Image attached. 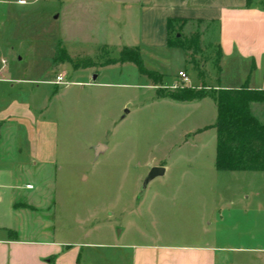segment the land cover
Here are the masks:
<instances>
[{
    "label": "rangeland",
    "instance_id": "rangeland-1",
    "mask_svg": "<svg viewBox=\"0 0 264 264\" xmlns=\"http://www.w3.org/2000/svg\"><path fill=\"white\" fill-rule=\"evenodd\" d=\"M15 1L0 0V23L7 25L1 43L13 49L9 67L32 81L35 102L49 96L43 116L58 124L57 167L30 181L41 184L44 206L21 222L22 234L46 227L50 236L71 242L124 244L171 233L164 239L230 249L220 254L224 264H264V173L216 170V130L197 133L216 122L211 98L179 103L157 97L158 90L240 88L231 63L221 58L218 64V22L175 19L172 41L176 36L189 45L200 36V47L162 49L142 44L140 6L125 13L112 0H27L25 7ZM138 43L156 83L133 64L105 65L126 44ZM179 72L190 81L182 82ZM58 75L66 84H49ZM95 76L105 85H89ZM257 112L264 115V105ZM165 166L166 175L143 192L151 170ZM186 182L209 189L190 190L189 202L177 208L154 202L157 193L168 192L161 183Z\"/></svg>",
    "mask_w": 264,
    "mask_h": 264
},
{
    "label": "crops",
    "instance_id": "crops-1",
    "mask_svg": "<svg viewBox=\"0 0 264 264\" xmlns=\"http://www.w3.org/2000/svg\"><path fill=\"white\" fill-rule=\"evenodd\" d=\"M15 2L21 7L29 3ZM115 4L125 13L140 6L142 44L149 47H168L169 20L217 21L222 62L231 63L239 74L240 87L247 83L250 89L264 90V0H140L137 4ZM6 30L7 25L0 23V264H224L220 254L230 249L206 242L190 245L176 243L171 237L164 239L171 233L153 234L150 243L124 244L71 242L50 236L46 227L22 234L25 228L21 222L39 216L44 206V194L37 191L41 184L30 181L35 174L52 173L57 167L58 124L43 116L49 108V96L41 95L35 102L34 89L27 85L32 81L22 78L17 66L9 67L13 49L1 43ZM126 45L140 50L141 44ZM98 79L89 85H105ZM49 84L61 86L55 80ZM261 106L256 104L253 109L264 120L257 112ZM164 169L166 175L169 168ZM160 186L168 192L157 193L154 202L170 203L175 208L189 202L188 195H193L190 190L209 189L205 183ZM204 232L207 238L208 232ZM139 236L146 234L139 231ZM199 238L204 240L203 236Z\"/></svg>",
    "mask_w": 264,
    "mask_h": 264
},
{
    "label": "trees",
    "instance_id": "trees-1",
    "mask_svg": "<svg viewBox=\"0 0 264 264\" xmlns=\"http://www.w3.org/2000/svg\"><path fill=\"white\" fill-rule=\"evenodd\" d=\"M174 20L168 21V47L171 49L191 50L200 47V36H195L189 45L184 44L180 37L174 34ZM198 51V50H197ZM222 54L220 51V64ZM135 65L140 74L149 77L156 83L157 72L146 68L141 51L134 48H124L118 59L109 60L106 66ZM85 66V64H84ZM221 71V68H219ZM160 85L162 78L157 81ZM159 100L170 99L179 103H193L211 98L217 108L216 122L197 133L215 129L217 134L215 168L219 172H263L264 173V120L254 112V105H264V90L250 89L247 83L238 89L219 88L210 94L205 90L192 91L176 90L162 93L158 90ZM264 116V115H263Z\"/></svg>",
    "mask_w": 264,
    "mask_h": 264
},
{
    "label": "water",
    "instance_id": "water-1",
    "mask_svg": "<svg viewBox=\"0 0 264 264\" xmlns=\"http://www.w3.org/2000/svg\"><path fill=\"white\" fill-rule=\"evenodd\" d=\"M112 1L115 2V3L137 4V3H139L140 0H112ZM93 80L96 81L97 80V76H95L93 78ZM101 148L102 147H100V146L96 148L97 155L99 154ZM165 172L166 171H165V169L163 167H155V168H153L151 170L148 178L145 181L143 192L146 190V187L149 185V183L151 181H153L154 179H156L158 177L164 176Z\"/></svg>",
    "mask_w": 264,
    "mask_h": 264
},
{
    "label": "built area",
    "instance_id": "built-area-1",
    "mask_svg": "<svg viewBox=\"0 0 264 264\" xmlns=\"http://www.w3.org/2000/svg\"><path fill=\"white\" fill-rule=\"evenodd\" d=\"M179 78L184 83L190 81L188 75L184 72L179 73ZM55 84L56 85H65L66 84L65 77L63 75H58L55 79Z\"/></svg>",
    "mask_w": 264,
    "mask_h": 264
},
{
    "label": "clouds",
    "instance_id": "clouds-1",
    "mask_svg": "<svg viewBox=\"0 0 264 264\" xmlns=\"http://www.w3.org/2000/svg\"><path fill=\"white\" fill-rule=\"evenodd\" d=\"M21 2H23V0H21Z\"/></svg>",
    "mask_w": 264,
    "mask_h": 264
}]
</instances>
